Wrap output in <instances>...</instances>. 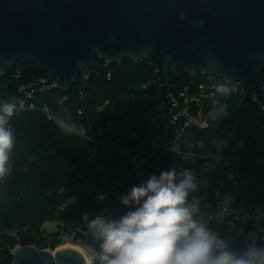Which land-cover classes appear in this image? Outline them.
<instances>
[{
    "label": "trees",
    "instance_id": "16d2710c",
    "mask_svg": "<svg viewBox=\"0 0 264 264\" xmlns=\"http://www.w3.org/2000/svg\"><path fill=\"white\" fill-rule=\"evenodd\" d=\"M189 72L180 65L168 70L169 92L179 102L176 112L186 107L179 93L187 87L193 94L201 80ZM154 74L146 60L107 63L95 56L89 77L80 72L70 88H41L29 96L20 88L47 77L36 63L17 61L0 76V104L17 105L10 120V174L0 179V264H11L17 245L54 250L60 232L74 235L73 243L82 238L96 251L92 264H101L102 241L91 235L88 223L97 216L116 220L132 210L121 198L140 186L137 170L122 150L129 148L144 159L140 173H156L174 158L171 147L178 135L158 109L156 92L129 89L146 85ZM260 74L264 80V66ZM215 80L214 94L201 108L208 125L187 126L182 133L180 147L188 154L184 171L193 173L194 182L218 185L225 175L223 157H231L237 199L247 208L264 206V108L251 91L243 97L237 85L224 94L218 87L229 85L217 76ZM188 113L196 116L197 107L190 105ZM57 120L76 130L65 132ZM239 141L242 145L232 152ZM100 192L105 196L98 201ZM48 221L61 224L47 232L43 225Z\"/></svg>",
    "mask_w": 264,
    "mask_h": 264
},
{
    "label": "water",
    "instance_id": "95a60500",
    "mask_svg": "<svg viewBox=\"0 0 264 264\" xmlns=\"http://www.w3.org/2000/svg\"><path fill=\"white\" fill-rule=\"evenodd\" d=\"M95 56L107 63L146 60L155 74L135 91L151 90L180 143L189 117L176 112L168 70L180 65L221 78L233 93L251 91L264 108V0H0V76L17 61L36 63L45 79L22 87L30 95L70 88L90 76ZM71 200L66 201V205ZM57 249V247L55 248ZM11 264H88L78 250L15 246Z\"/></svg>",
    "mask_w": 264,
    "mask_h": 264
},
{
    "label": "clouds",
    "instance_id": "9594fccd",
    "mask_svg": "<svg viewBox=\"0 0 264 264\" xmlns=\"http://www.w3.org/2000/svg\"><path fill=\"white\" fill-rule=\"evenodd\" d=\"M217 90L229 91L223 86ZM16 111L15 102L0 104V179L10 174L9 153L14 146L10 120ZM57 124L65 132L76 130L63 120ZM194 181L187 170L161 171L121 198L132 210L116 220L100 216L91 220L88 228L102 241L101 264H264V247L250 245L236 253L194 218L197 207L188 202Z\"/></svg>",
    "mask_w": 264,
    "mask_h": 264
},
{
    "label": "built area",
    "instance_id": "2783aa9c",
    "mask_svg": "<svg viewBox=\"0 0 264 264\" xmlns=\"http://www.w3.org/2000/svg\"><path fill=\"white\" fill-rule=\"evenodd\" d=\"M198 74L201 80L197 84L196 91L193 94H189L187 87H184L179 93L178 98L186 106L181 111L188 115V124L193 123L199 127H206L208 123L201 117V108L203 103L213 96L216 80L215 76L210 73L199 71ZM109 75L108 72L106 74L107 79H109ZM20 91H22L21 88ZM172 99L175 102V106L178 107V99L173 97ZM190 105L197 107L196 116H191L188 113ZM32 107L31 105L30 108ZM241 145L242 142L239 141L231 148L232 152H235ZM171 150L174 153L173 161L156 173H140L144 159L141 158L139 153L133 154L129 148H124L122 155L128 158L130 163L136 168L139 185H142L146 183L151 175L159 176L161 171L175 169L178 174L184 171L186 156L188 154L181 149L180 143L177 140L173 143ZM223 161L225 175L223 176L224 179L218 182V185H215L210 180H200L195 182V190L190 191L188 202L195 204L197 207L194 218L203 223L211 232L215 233L218 238L225 242L230 250L236 253L242 252L250 245L264 247V206L247 208L241 199H237L239 184L236 179V170L231 165V157H223ZM225 184H228L230 187L224 188ZM104 196L100 192L95 198L100 201L104 199ZM70 200L72 202V199ZM52 223H55L54 228H51ZM59 224L61 222L48 221L43 227L47 232H51L56 231ZM84 234L88 233L84 232ZM91 235H93V232H91ZM73 237L74 235L67 236L63 232L59 234L61 241L73 243ZM76 244L91 248L83 242L82 238H78ZM92 251L93 256L90 264H92L93 258L96 255V251L93 249Z\"/></svg>",
    "mask_w": 264,
    "mask_h": 264
},
{
    "label": "rangeland",
    "instance_id": "374dc122",
    "mask_svg": "<svg viewBox=\"0 0 264 264\" xmlns=\"http://www.w3.org/2000/svg\"><path fill=\"white\" fill-rule=\"evenodd\" d=\"M53 225H51V228H54L55 226V223H52ZM69 241H61L60 243H59V245L57 246V248L58 247H60V246H62V245H64V244H75V245H78L79 247H80V253L81 254H85L87 257H88V259L90 258V261L92 260V256H93V251H92V249L91 248H87V247H84L83 245H80V244H76V243H72V242H69ZM51 250V249H50ZM55 250V249H54Z\"/></svg>",
    "mask_w": 264,
    "mask_h": 264
},
{
    "label": "bare ground",
    "instance_id": "6f19581e",
    "mask_svg": "<svg viewBox=\"0 0 264 264\" xmlns=\"http://www.w3.org/2000/svg\"><path fill=\"white\" fill-rule=\"evenodd\" d=\"M68 243H69V242H68ZM63 248H72V249H75V250L80 251V247H79L78 245H75V244H64V245L58 247V248L55 249V250H59V249H63ZM84 256H85V258H86L88 264H90V262H91V261H90V258L88 259V257H87L85 254H84Z\"/></svg>",
    "mask_w": 264,
    "mask_h": 264
}]
</instances>
